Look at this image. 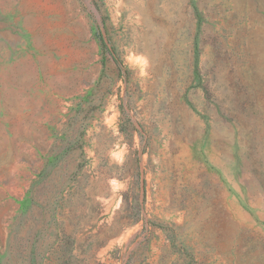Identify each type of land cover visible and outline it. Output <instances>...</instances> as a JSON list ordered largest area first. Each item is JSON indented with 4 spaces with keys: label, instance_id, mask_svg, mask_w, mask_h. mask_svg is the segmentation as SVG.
I'll list each match as a JSON object with an SVG mask.
<instances>
[{
    "label": "rangeland",
    "instance_id": "rangeland-1",
    "mask_svg": "<svg viewBox=\"0 0 264 264\" xmlns=\"http://www.w3.org/2000/svg\"><path fill=\"white\" fill-rule=\"evenodd\" d=\"M0 264H264V0H0Z\"/></svg>",
    "mask_w": 264,
    "mask_h": 264
},
{
    "label": "water",
    "instance_id": "water-1",
    "mask_svg": "<svg viewBox=\"0 0 264 264\" xmlns=\"http://www.w3.org/2000/svg\"><path fill=\"white\" fill-rule=\"evenodd\" d=\"M95 9V8H94Z\"/></svg>",
    "mask_w": 264,
    "mask_h": 264
}]
</instances>
